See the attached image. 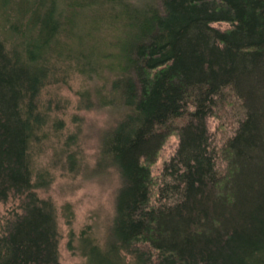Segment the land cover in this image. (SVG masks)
<instances>
[{
  "label": "trees",
  "instance_id": "trees-1",
  "mask_svg": "<svg viewBox=\"0 0 264 264\" xmlns=\"http://www.w3.org/2000/svg\"><path fill=\"white\" fill-rule=\"evenodd\" d=\"M0 11V202L20 208L0 264H63L30 152L49 119L44 91L73 73L91 83L85 105L95 91L121 112L99 159L120 175L115 216L103 238L81 232V264H264V0H0ZM226 108L236 129L216 145L207 119Z\"/></svg>",
  "mask_w": 264,
  "mask_h": 264
},
{
  "label": "rangeland",
  "instance_id": "rangeland-1",
  "mask_svg": "<svg viewBox=\"0 0 264 264\" xmlns=\"http://www.w3.org/2000/svg\"><path fill=\"white\" fill-rule=\"evenodd\" d=\"M4 21L0 11V34ZM213 25L221 29L230 27L227 21ZM90 87L91 83L79 73L48 86L41 97L47 105L43 108L45 114L46 109L49 112L48 123L38 132L30 152L33 180L39 183L37 192L51 200L56 209L59 257L63 264H81L85 260L77 249L85 228L100 238L106 235L115 216L121 182L114 165L99 164L102 140L116 125L121 112L109 105H99L95 91L90 96L92 103L85 105L83 95ZM220 110L207 119L212 143L216 145L233 135L237 125L232 109ZM179 143L178 133L167 138L152 168L155 187L160 185L163 169ZM19 212L17 198L0 202V235L4 221Z\"/></svg>",
  "mask_w": 264,
  "mask_h": 264
}]
</instances>
